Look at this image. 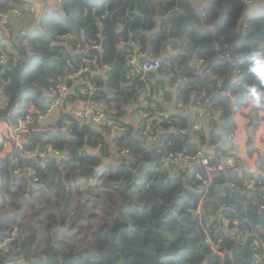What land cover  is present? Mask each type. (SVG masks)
<instances>
[{
    "label": "trees",
    "instance_id": "trees-1",
    "mask_svg": "<svg viewBox=\"0 0 264 264\" xmlns=\"http://www.w3.org/2000/svg\"><path fill=\"white\" fill-rule=\"evenodd\" d=\"M18 3H22V0H0V9L6 10ZM193 3L194 0H65L62 5L45 11L33 28L19 33L17 37L13 33L6 36L27 41L34 49L33 54L26 56L25 62L19 66L15 81L10 84L9 90L17 91L9 97L8 119L18 121L28 113L30 104L40 101L39 114H34L32 124H28L31 132L29 139L51 135L61 146L66 143L70 149V159L44 156L45 168L35 167L31 160H26L24 163L34 169V176L16 174L14 180L7 175L4 161L0 159V192L6 191L8 197L0 195V243L10 240L12 234L17 233L24 258L39 257L29 259V264H116L112 257L119 260L117 254L122 251L129 252L127 264H248L247 248L232 250L250 234L253 251L261 252L264 248V214L261 213L264 175L259 172L234 171L227 179L215 175L214 181L205 185L196 180L197 173L201 171L196 164L187 176L167 175L163 178L158 176V168L153 164L141 165L143 174L137 176L136 187L141 191L148 188L152 195L144 201L142 208L122 206L118 219H112L105 212L104 216L108 219L100 222L96 211L84 215L90 203L93 209L97 208L92 200L101 199L100 194L95 192L89 199L90 185L92 188L99 187L105 173V169H101V175L89 179L90 165L96 162L95 154L83 149L79 140L69 139L65 142L60 127L55 131L32 130L33 126L39 125L40 113H46L51 102L57 99L59 85L72 89L64 93L63 108L77 100L85 104L99 103L100 97L104 95L101 88L86 95L87 85L76 83L81 77L82 81L87 80L89 83L100 82L99 73L94 71L76 73L82 68L94 67L93 61L99 62L97 57L105 62L110 59L115 61L105 76H109L113 84L123 81L119 95L137 101L139 96L134 93L143 83L144 71L129 77L128 73L133 72L132 64L122 65V62L136 50L134 44L137 41L147 47L155 45L162 38L163 32L160 30L147 34L157 13L161 29L171 21L177 22L168 28V36H176V29L179 28L181 39L204 43L200 53L213 51L217 43L223 49L229 41L225 28L235 23L242 6L241 0H206L207 12L203 22L201 12L192 8ZM246 19H254L251 12ZM210 21H214L211 27L208 26ZM117 25L120 26L119 31L115 30ZM130 32L132 43H124L118 49L113 47V41L127 40ZM65 36L70 39L64 41ZM94 43H99L101 47H94ZM176 43V40H169L166 47L175 51ZM77 48L82 50L76 51ZM17 50L20 55L25 54L23 49ZM6 52L5 43L0 39V60L1 54ZM7 54L14 57L11 52ZM189 55L191 53L177 52L165 56L157 71L163 70L165 64H170L172 67L168 69L169 72L177 69L187 72L192 66L180 68V64ZM220 63V59L212 62L213 66ZM148 74L153 75L150 70ZM12 75L11 59L7 65L0 62V81L4 83ZM160 83L162 81L158 80L157 84ZM49 88L56 93L55 96L45 95L41 91ZM118 100L117 96H108L104 105H116ZM135 111L138 114L143 108ZM2 112L3 108L0 107ZM153 117L154 114H151L144 120L146 123H155ZM169 119L182 117L174 113ZM65 120L73 121L72 127L78 126L81 133H87L88 120L83 118L84 122H80L73 113L63 111L56 124L59 126ZM120 126L126 125L121 122ZM102 135L99 129L93 128L88 137L89 147L93 146V137ZM181 139L179 133H161L163 144L169 148L178 145ZM48 146L49 141L45 140L42 147ZM191 147L185 149L184 153L189 154ZM2 148L0 145V150ZM163 159L160 157L161 162ZM261 162L264 163V159ZM172 163L180 167L175 161ZM124 171L123 165H117V173L112 178L123 175ZM247 179H255L256 186L246 188L244 181ZM6 184H11V187L5 189ZM25 190L27 195L22 194ZM108 190L115 191L114 188ZM77 206L80 211L69 222L68 217ZM233 208L235 212L229 211ZM224 217L229 219L228 224H224ZM65 224L76 233L75 236H69L64 231ZM224 225H227L226 228ZM235 230L244 231L246 237L238 236ZM68 240L75 246L70 253L71 258L62 262L51 260L59 249L66 246ZM105 243L106 247L101 250V245ZM137 256L141 257L139 261ZM11 264L18 262L13 260Z\"/></svg>",
    "mask_w": 264,
    "mask_h": 264
},
{
    "label": "clouds",
    "instance_id": "clouds-1",
    "mask_svg": "<svg viewBox=\"0 0 264 264\" xmlns=\"http://www.w3.org/2000/svg\"><path fill=\"white\" fill-rule=\"evenodd\" d=\"M241 5L235 23L225 28L229 41L224 44L223 49L217 43L213 51L206 53H200L204 43L188 38L181 39L178 35L179 28L176 29V36H168V28L177 22L171 21L161 29L159 13H157L147 34L160 30L163 32L162 38L155 45L147 47L137 41L134 44L136 54L129 53L127 59L122 62V65H134L133 72L128 73L129 77L144 71L143 83L134 93L139 96L135 102L119 95L123 81L113 84L110 77L105 76V72L115 63L114 60L105 62L97 57L99 62L93 61L94 67L82 68L81 71H94L100 75L99 83H89L87 80L76 81V83L88 84L86 95L96 88H101L104 93L98 104L90 106L93 115L87 121L89 127L86 134L81 133L78 126L72 127L71 120H65L59 126L56 124L61 112H73L71 103L66 108L61 107L64 102V92L72 90L64 89L61 85L59 98L49 106L48 115L41 116L39 125L33 126L32 130L39 128L55 131L60 127L65 142L69 139L81 141V147L95 154L96 157V162L90 165L89 179L91 176L101 175L100 170L105 169L100 186L92 188L90 185L88 190L90 200L93 192L100 194V200H92V203L97 204V208L93 209L90 203L84 215L96 211L100 222H105L108 219L104 216L105 212L109 213L112 219H118L122 206L142 208L144 201L152 193L148 188L141 191L136 187L137 176L143 174L141 165L156 166L160 178L167 175L187 176L193 171L194 164L199 165L206 175H222L224 179L229 178L234 171L259 172L264 175V163L261 162L264 159V0H241ZM45 7L48 5L36 6L37 22L41 8ZM192 8L201 12V22H203L207 12L206 0H194ZM250 10L254 19H246ZM213 23L214 21H210L208 26L211 27ZM119 27L117 25L115 30L119 31ZM69 39L68 36L63 37L64 41ZM169 40H176L175 51L166 47ZM124 43H132L131 32L127 40L113 41V47L118 49ZM13 45L16 49H23L25 54L10 57L7 52L14 51ZM93 46L101 47L99 43H94ZM5 47L7 52L0 62L7 65L11 59L13 75L5 79L4 84L0 86V95L4 98L3 112L0 113V143L3 144L0 159L4 161L7 175L14 180L16 174L34 176L32 169L24 163L26 160H31L35 167L45 168L47 165L44 156L55 155L70 159V149L66 143L61 146L51 135L41 136L36 140L29 139L31 132L25 127V122L8 119L9 97L17 91L16 89L10 91V84L14 83L15 72L19 66L25 62L26 56L33 54L34 49L27 41L18 39H14L12 44L5 41ZM81 50L76 49V51ZM177 52L191 53L180 64V68L191 65L189 71L180 72L177 69L169 72L168 69L172 67L170 64H165L163 70L157 71L161 68V60L165 56L175 55ZM140 56H148L153 63L138 64ZM217 59L222 63L213 66L212 62ZM149 70L153 75L148 74ZM158 80L162 83L157 84ZM41 91L45 95H56L50 88ZM108 96H117L118 104L104 105V100ZM40 107V101L29 105L27 124H32L35 119L34 114H39ZM138 108H143V111L136 114L135 110ZM97 109L103 111L97 112ZM174 113L179 114L182 119H169ZM151 114H154L155 123H146L144 117ZM74 116L80 122H84L78 111L74 112ZM121 122L126 126L121 127ZM93 128L99 129L103 135L99 138L93 137V146L89 147L88 137ZM164 132L179 133L182 139L178 145L174 144L169 148L161 140V133ZM184 133L188 135L185 136ZM45 140L49 141L47 148L42 147ZM189 146H192L191 150L187 156H184L183 153ZM173 156L176 157L175 164H179L180 167H175L172 163ZM160 157L164 158L162 162ZM210 162L212 167H209ZM117 165H123L125 171L123 175L112 178L113 174L117 173ZM196 180L210 182V180L205 181V177L199 173L196 175ZM10 187L11 184L5 185V189ZM109 188H114L115 191L110 192ZM22 194L27 195L26 190ZM0 195L8 198L6 191L0 192ZM79 211L77 206L68 217L69 222ZM229 211L236 210L233 208ZM88 223L94 224L96 221H88ZM64 231L69 236L76 235L69 229L68 224L64 225ZM74 247L71 240H68L66 246L59 249L50 259L62 262L71 258L70 253ZM104 247L106 243L101 245V250ZM117 255L119 260L115 256L112 257L116 260V264H127L126 257H129V252L122 251ZM37 258L39 257L24 258L17 233H13L10 240L0 243V264H11L13 260L18 264H29V259ZM136 259L139 261L141 257L137 256ZM257 264H264V248L257 257Z\"/></svg>",
    "mask_w": 264,
    "mask_h": 264
},
{
    "label": "built area",
    "instance_id": "built-area-1",
    "mask_svg": "<svg viewBox=\"0 0 264 264\" xmlns=\"http://www.w3.org/2000/svg\"><path fill=\"white\" fill-rule=\"evenodd\" d=\"M58 2H59L60 5H62L65 2V0H58ZM21 4L22 5H19V4L13 5V6L9 7L6 10H1L0 9V25L6 27V26H8L9 22H11V19L13 17H17V18L18 17H22L24 14H26L28 12L29 13L30 12H33L34 9H35V3L32 0H22V3ZM0 39H2L3 42L5 41L3 35H2V37H0ZM133 54H136V50H134ZM4 55H5L4 53L1 54V60H2V58H3ZM137 63L138 64H151V63H153V61L150 60V58L146 56V57H142V58L139 57V60L137 61ZM132 67H133V70H134V65H132ZM81 72L82 71L79 70L76 73H81ZM80 81H82V77L80 78ZM3 84L4 83L0 81V86H2ZM84 84L87 85L86 89H88V84L87 83H84ZM62 87L64 89H67V87L65 85H62ZM58 90H59V94H60L61 85H59V89ZM57 98H59V95L57 96ZM54 101L51 102V104L54 103ZM91 105H96V103L89 102V103L84 104L82 106H80V105L77 106V105L74 104L73 105V109H74L75 112H77V111L79 112L81 118H84L86 120H89L92 117V115H93L92 110L90 108ZM48 111H49V107H48L46 113H40V117L41 116H47L48 115ZM100 111H103V109H97V112H100ZM38 112H39V110H38ZM27 120H28V115L26 114L24 116H21L18 121L25 122V127L28 128V124L26 123ZM9 139H11V138H9ZM0 145H2V147H3V144L2 143H0ZM183 155L184 156H187L188 154L187 153H183ZM172 161H176V157L175 156L172 157ZM26 166L29 167V168H31L32 171H33V173H35L34 169L30 165H26ZM212 166L213 165L210 162L209 163V167H212ZM198 173L200 175H202V176L205 177V181H209L210 180V182H203L205 185H209L210 183H212L214 181L215 175H211V174H207L206 175L205 172H203V171H200ZM34 178L37 179V176H35ZM256 184H257V182H256L255 179H247V180L244 181V186L246 188H249V189L255 187ZM261 207L264 210V203L261 204ZM236 221L237 220H233V222H236ZM228 223H229V219H227V218L224 217V224H228ZM226 226L227 225H224V228H226ZM235 232L237 233L238 236H241V234H243L244 235L243 238L246 237L245 232L242 231V230H239V231L235 230ZM210 243H212V241H210ZM259 255H260V252L259 251H255L254 252L253 264H257V257Z\"/></svg>",
    "mask_w": 264,
    "mask_h": 264
},
{
    "label": "crops",
    "instance_id": "crops-1",
    "mask_svg": "<svg viewBox=\"0 0 264 264\" xmlns=\"http://www.w3.org/2000/svg\"><path fill=\"white\" fill-rule=\"evenodd\" d=\"M35 3V9L33 12H28L26 14H24L22 17H13L11 19V22L8 24V26H2L0 25V37H4L5 41H7L9 44H12L13 39L11 38H6V36H9L10 33H13L15 35V37H17L18 35H20L19 33H24L25 31L33 28V25H37L39 23V21L41 20V16L45 11L51 10L55 7H57L59 4L58 0H32ZM19 5H22L21 3H18ZM38 4H46L48 5V7L45 8H41L40 10V16H39V21H36V6ZM251 12V10H250ZM225 14V11H224ZM4 41V43H5ZM14 51H12L11 53L14 54V56L16 55H20L18 50L15 48V46L13 45ZM3 97L0 96V107H2L3 105ZM72 105H84L85 102L81 101V100H77L73 103H71ZM62 106V105H61ZM3 149V148H2ZM251 235V234H250Z\"/></svg>",
    "mask_w": 264,
    "mask_h": 264
},
{
    "label": "water",
    "instance_id": "water-1",
    "mask_svg": "<svg viewBox=\"0 0 264 264\" xmlns=\"http://www.w3.org/2000/svg\"><path fill=\"white\" fill-rule=\"evenodd\" d=\"M202 27L204 25H201ZM262 214H264V210L261 211ZM256 224V223H255ZM251 239H252V236H248V238L245 240V241H239L237 244H236V247L232 250V252L240 247H243V248H247L248 251H249V257H248V264H253V258H254V251H253V248L251 246Z\"/></svg>",
    "mask_w": 264,
    "mask_h": 264
},
{
    "label": "rangeland",
    "instance_id": "rangeland-1",
    "mask_svg": "<svg viewBox=\"0 0 264 264\" xmlns=\"http://www.w3.org/2000/svg\"><path fill=\"white\" fill-rule=\"evenodd\" d=\"M97 104H98V103H97ZM74 112H75V111L73 110V112H71V113H73V114H74ZM241 236L243 237L244 235H243V234H241ZM242 239H243V238H242Z\"/></svg>",
    "mask_w": 264,
    "mask_h": 264
}]
</instances>
